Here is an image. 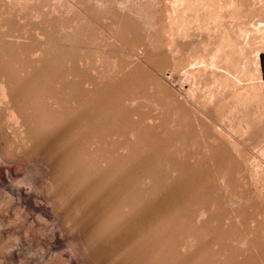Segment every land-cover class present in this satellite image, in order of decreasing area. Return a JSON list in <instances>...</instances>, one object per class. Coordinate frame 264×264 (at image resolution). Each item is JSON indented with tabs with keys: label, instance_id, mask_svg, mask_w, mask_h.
Instances as JSON below:
<instances>
[{
	"label": "rangeland",
	"instance_id": "374dc122",
	"mask_svg": "<svg viewBox=\"0 0 264 264\" xmlns=\"http://www.w3.org/2000/svg\"><path fill=\"white\" fill-rule=\"evenodd\" d=\"M2 1L4 2V4H7V5L2 4L3 3ZM5 1H7V0H5ZM5 1L4 0L0 1L1 7L2 6H7V7H2L3 9L1 8V11H3L6 8L7 10L5 9L6 11H3L6 14L7 11L9 12L8 6L11 8L10 5H12V10H13V8L15 9V10H13L14 11L13 13H12V10L10 9L11 10L10 13L13 15L12 16L13 18L9 14H8L9 16L8 15H5V16H6V18L9 17L7 20H11V18H12L11 22L9 21L11 25L8 26L9 27L8 29L11 30V28L14 27L13 28L14 31H12V30L11 31H12V33L16 32V34H15L16 36L18 35L17 39H16L17 42H18V43H16L17 47L14 46V47H16V49H21L23 47V44H24V46H26V45L28 46L29 45L28 47L26 46L29 49H36V48L37 49H41L42 45L46 46L45 47L46 49H49L48 47H51L50 50H49V56H50L49 59L50 60H47V64L48 65H49V63L51 64V66L49 65L50 67H48V69H47L48 70L47 72L51 73V75L49 73V75L52 76L50 78L52 79L56 74H58V71L61 70V72L63 71L62 73L66 74V75L64 74L65 76L69 77V79L67 77L64 79L66 82H67V80L68 81L72 80L74 82L76 80L77 81H79V80L81 81V79H83V80L86 81V84H84L85 87L91 86L89 88L90 91H92V92L95 91L94 93H91L90 96H92L94 94L93 97H95V100H93V101L97 102L95 104L98 105V106L96 105L97 106L96 107L95 104H94V108H97V110L95 109L96 115L98 114L97 116L99 117V118L97 117V119H98L97 121H101V118H102L103 120L101 121V123L102 122L104 123V125H102L103 123L101 125L98 123L99 124L98 125L97 122H96L97 125L96 124H95L96 126L94 125V128H96V130H97V128H99V130H97V133H96L97 136H95V137H99V138H95V140L97 139L96 147L99 145L100 142H101L100 143V146H101L102 142H103V145L101 147L100 146L97 147L98 149L99 148L100 149L99 150L97 149V151H99V152H96L95 156L98 155V153H99L100 156L98 155L99 158H98V156L96 157V161H97V158H98V161L101 162L102 165L105 164L104 163L105 156H104V153H102L103 152L104 141H105V138H103V137L105 136V133H106L105 129H107V128L111 129L112 128L110 134L111 135L113 134L114 136L113 135L110 136L111 137L110 145H112V144L115 145V146L112 147V148H115V149H113L114 150V153H113L114 157L112 155L110 157V161L113 158L112 161H116V164H115V162L111 161V163L110 162L108 163L109 165H105V166H107V168H108V166H109V168L111 166L112 169H114V166L117 165V167L115 166L114 170H111L112 173L114 172L115 176H117V175H120L119 171H120V169L122 167L120 164H122L123 162H125L127 160V163L129 162L128 166H127L128 167L127 169H129L130 175L132 174L133 177L140 178L142 180L147 178L148 182L150 181L149 183L147 182V180H143V181H145L144 182L145 185H146V183L148 184V185L145 186L146 187L145 188V194L148 193L146 195V198H148V199H146V204L148 205V206L146 205L147 208L150 207L153 202L155 203L157 200H159L161 198H165V199H161V200H166V199L167 200H169V199L171 200V198H172L171 201L174 202L173 199L175 200V198H174L173 195L176 194L175 195L176 198H177V195L179 196V198H178L179 200L178 199H177V201L175 200V202H177V204L175 203V206L173 204V206L176 207V208L172 207L173 214L175 216L178 215L177 218L173 215L176 218V221H175V219L173 217L174 223L176 222V224H174L175 225L174 228L176 230L175 233H176V235L178 234V236L180 234L183 236V234L186 231H189V229L191 230V228L193 227L192 228L193 229L192 230L193 234H192L191 231H189V232H191V234L194 235V236H191V237H195V238L194 239L191 238V239L194 240L195 243L192 244L194 246V248L192 246L190 250L189 249L185 250V251H183V253L180 251V253H182V255L180 254L182 259L177 260L179 262L176 261L177 262L176 264H179V263L183 264L182 261H183L184 258H186V256H184V255H187V254H184V252H186V251H188V252L192 251V252L188 253L190 256L187 255L188 257L192 256V258H194V261L192 262V264H195V262H196V264L197 263L200 264V262H201V264H206V262H207V264H210V260H212V259L214 260L216 258L217 259L219 258V260H220L221 258L222 259H228V258H235V257H236L235 259L237 261V264H247V262H248V264H250V263H252V261H253L254 264L257 261H259V262H257L256 264H264V258H263V256H264V245H263L264 244V144H263L264 143V138H263L264 137V88H263L264 87V85H263L264 84V50H261L260 65H258V67L256 65L257 62L255 63V61H256V54H255L256 53L255 52L256 49H255V51H254V49H249L250 50L248 52L249 54L247 53L248 56H246L247 58L245 57L246 60L245 59L242 60L243 63L241 61L240 65L238 63V66H239L238 68H240L239 72L241 71L240 75L242 76L244 74L243 78H242L243 80L239 83L240 85H238V87H236V89L238 91H240V87H241V93L243 92L242 95L239 94L241 97L236 94L237 91L234 88H232V87H229L227 90H225L223 87H220V85L223 86V84L221 83L222 81H219L220 78H217L218 76L222 75V73L226 72L228 67L237 68V66H236L237 63L235 64V62L233 63V61H234L235 58H238V54H236L237 57L235 55H233V53H232L233 49L232 50H230V49L234 45H232L231 47L228 46L229 44H228L227 40H230V42L233 40L232 43L234 44L236 42L237 38H238L237 36L239 35V34H236V32L237 33L239 32L238 28L239 27L240 28L245 27V26L248 25V23H250L248 26H253V25L255 26L256 23H258L260 25H264V4H263L264 0H260V2H259V0H254V1L253 0H239L238 3H239L240 6L238 5V3H234V5L236 4L237 6L236 5L232 6L233 4H232L231 0H225V2H224V0L223 1H221V0H213V1H215V3H213V6H212L210 4L211 2L206 0L207 2H209L208 6H205L206 8H208L207 9L208 11L205 10L204 13H203V11H200V10L204 9V8L203 9L201 8L203 6V4H201L200 5L201 7H200L198 5V3L196 2L197 3L196 4L197 7H199L197 10H195L196 9L195 5L192 4V7H189L190 8V10H188L189 13L185 14V16L188 17V19H190V21L192 20L191 21L192 24H194V26L191 25L192 29L191 28L189 29V31L193 30V32H190V33L188 32L190 35H194V36L190 37V40L187 39L190 36L189 34L187 36L183 35L181 37L180 35H178V33H176V27L177 26L176 25H175L176 27L173 26L174 22H175L174 21L175 17L171 15L172 12L171 13L169 12L172 9V7H173L172 5H170L171 4V0H57V1L56 0H54V1L53 0H51V1L50 0H46V1H44V0L43 1L42 0H29V1L26 0V2H25V0H23L28 5L24 4V2H22V0H14V1L10 0V1H7L8 3L7 2L5 3ZM31 1H33V2H31ZM17 2H18V4H17ZM20 2H21V4H20ZM49 2H50V4H48ZM54 2H55V4H54ZM76 2H77V4L78 3L79 4L77 5ZM117 2H118V4H117ZM12 3H14V4H12ZM250 3H252V4L250 5ZM209 4L215 9V14L216 15H219V14L222 15L221 19L219 17L220 15L218 16V18L220 20H218L217 16H215L213 13H211L214 10H213V8H211V6H209ZM215 4H217V6ZM225 4H226V6H225ZM30 5H31V8L29 7ZM221 5H223V6H221ZM15 6H17V7H15ZM25 6H26V8H25ZM33 7H34V10H33ZM44 7L47 8V9H45ZM194 7H195V9H194ZM236 7H237V9H236ZM220 8H222L223 10L220 9ZM224 8H225V10H224ZM74 9H76V10H74ZM173 9H175V8L173 7ZM192 9H194V10H192ZM209 9H210L211 12H209ZM233 9H234V11H233ZM240 9L243 10V11H241ZM31 10L33 12H35V10H36V12H37V10H40V12H45L46 11L49 14L48 15L49 16L48 20L50 22L48 21V23L45 25L46 29L49 32H47L48 33L47 35H43L44 37L42 36V33H41L42 32V29H41L42 24L41 25H37V22L33 21L35 19H33L32 16H31L32 13H33ZM56 10H57V12H56ZM198 10L200 11V14L201 13L203 14V17H201L202 14L200 15ZM228 10H230L231 12L228 11ZM248 10L251 11V13ZM53 11L56 12L58 15L52 13ZM190 11H191V13H194V12L197 11L198 15H197V13H194L195 14V16H194L193 14L190 13ZM232 11H233V14H235V16H233L231 14ZM136 12H138V13H136ZM208 12L211 13V15H214L217 18L216 20H218V22H212L211 19L212 18L214 19V17L211 16V19H210V16H209V18H208V15H210ZM227 12H229V13H227ZM4 13H3V15H4ZM24 13H26V14H24ZM50 13L52 15H50ZM1 14H2V12H1ZM228 14H230L229 15V17L231 16L230 18H232V16L235 17L234 20H233V18L230 20V18L228 17ZM3 15H1V17H0V21H1L0 24L3 23L2 20L5 21V19H6L5 16H3ZM170 15H171V17H170ZM196 15H197V17H200V19L197 18ZM190 16H191V18H190ZM54 17H56V19ZM66 17H67V19H66ZM194 17L197 18V22L199 21L198 22L199 24H197V22H195L196 19ZM206 17H207V19H206ZM247 17H248V19H247ZM116 19H118V20H116ZM225 19H228V20H225ZM13 20H15L14 22H15L16 25H14L12 23ZM23 20H24V22H23ZM169 20L170 21L172 20V21L170 22ZM193 20H194L195 23L193 22ZM207 20L209 21L208 25L206 23V22H208ZM66 21H67V23H66ZM80 21H82V22L80 23ZM6 22H8V21H6ZM122 23L126 25V26L123 25V27L125 29L127 28L126 30H123ZM127 23H128L129 29H128ZM169 23H170V25H169ZM3 24H5V23H3ZM258 24H257V26H259ZM171 25L175 29V34L176 35L173 34L174 31L171 30V29H173L172 27L170 28ZM205 25H206V27H205ZM2 26L3 25L0 26V30L3 29V30L0 31V42H1L0 43V49H7V48H9L8 47V45H9L8 43L13 38L12 39L11 38L8 39V37H7L8 29L6 27H2ZM195 26H197V27L195 28ZM71 27H72V29L70 30ZM120 27H121V29H120ZM209 27H211V28H209ZM197 28H199V29H197ZM240 28H239V30H240ZM5 29H7V30L5 31ZM52 29H54V30H52ZM215 29H216V31H215ZM218 29H220V30H218ZM234 29H235V31H234ZM119 30H121V31L123 30V31L120 32ZM127 30L128 31L130 30V31L128 32ZM170 30H171L172 33L170 32ZM38 31H39V33H38L39 36L37 34ZM124 31H126L127 33L126 32L124 33ZM148 31H149V33H148ZM225 31L230 34V37L232 39L226 37V35L228 36L229 34L226 33V35H224ZM166 32H168V34ZM122 33H124V34H122ZM197 33L199 35H197ZM66 34H68V35H66ZM126 34L127 35L129 34V35L127 36ZM169 34H170V36H169ZM40 36H42L44 39L42 37H40ZM120 36H121V38H120ZM195 37L197 38V40H195L196 39ZM139 38H140V40H139ZM171 38H172V40H171L172 42L170 41ZM18 39L21 40V41H18ZM62 39H63V41H62ZM224 39H225V41H224ZM8 40H10V41H8ZM70 40H72V41H70ZM132 40H133V42H132ZM69 41H70V43H69ZM143 41H144V43H143ZM167 41H168L169 45L167 44ZM169 41L171 42V44H170ZM256 41H255V44L253 45V48L256 45L259 46V45L262 44L261 39H259V42H258V39ZM260 41H261V43H260ZM40 42H43V43H40ZM218 42H221V44L218 43ZM39 43H40V46H39ZM44 43H46V45ZM258 43H260V44H258ZM70 44H72L74 46H72ZM149 44H150V46H149ZM172 44L174 46H172ZM222 44L223 45L228 44V45H227V47H224ZM3 45H5V46L3 47ZM222 46H223V50H220L222 48ZM168 47L171 48V49H169ZM229 47H230V49H229ZM227 48H228V51H231L230 54L232 56L229 53H227V52L223 56L222 52L226 51ZM134 49H135V51H134ZM217 49H218V52H219V50L221 51L219 53H221L222 57H224L225 59H226V57H225L226 55L229 54V56H231V58L228 60V62H227L228 58L226 59V61L219 60V59L224 60V58H221V56H220V58H218L219 56H217V55H219V53H217V54L215 53V52H217ZM65 51H66V53H65ZM54 52H55V54H54ZM174 54H176V55H174ZM254 54H255V57H254ZM80 55H81V57H80ZM68 56H71V57H68ZM203 56H204V58H203ZM216 56H217L219 61L217 60ZM197 57H198L199 60L197 59ZM210 57L214 61L217 60L218 63L220 61L223 62V63H219L218 64L215 61L217 63V67H216V64H215V66L211 65V63L214 62V61H212L210 59ZM232 57H233V59H232ZM83 59H84V61H83ZM134 59H136V60H134ZM3 60H4V62L6 64H4ZM62 61L63 62L65 61V62L63 63ZM210 61H212V62L209 63ZM1 62L2 63L0 64V66L1 65L2 66L0 68L2 70H4V72H6V68L8 70L10 69L9 66H7L6 58H3L1 60ZM127 62H129V63H127ZM190 62H192V63L194 62L198 66V68L196 67V69H199V66H200V69L203 67V70H201V71L202 72L206 71V72L202 73L201 71L196 70L197 73L196 72L195 73L197 75L199 73V75H198L199 77L196 76V74L193 75L192 77L188 76L187 68L189 67V63ZM228 63L231 64V65H229ZM207 64H210L213 67L210 68V67L206 66ZM139 65H141L140 68H139ZM196 65L192 64L189 68L194 67ZM224 65L225 66L227 65V66L225 67ZM80 66H82V68ZM2 67H4V68H2ZM146 67H147L148 70L146 69ZM205 67H206V69H205ZM235 68H231L230 71L236 70ZM49 69L51 71H49ZM74 69L76 71H78L77 74H75V75L73 74V71H75ZM149 69H150V71H149ZM8 70H7L6 73H9V74L11 73L10 75L16 76L15 72L12 73L11 70H9L10 72ZM34 71H36L37 74L38 73L40 74L39 69L37 70L35 68ZM79 71H80L81 75L79 74ZM144 71H146V73ZM211 71L213 72V77H215L216 79L211 76L212 75ZM153 72H155V73H153ZM137 73L139 75H137ZM17 74L18 75L16 77L19 78L20 77V73L17 72ZM65 76H63V77H65ZM90 76H92V78ZM118 76H121V77L118 78ZM38 77L40 78V75H38ZM76 77H78V78L76 79ZM130 77H131V79H129ZM144 77H145V79H144ZM148 77H149V79H148ZM127 78H128L129 81L127 80ZM250 79H252V80H250ZM120 80L122 82H124V83H122ZM217 80H218V82H216ZM93 81H94V83H93ZM108 81H110V82H108ZM112 81H114V82H112ZM115 81H117V82L115 83ZM157 81H159V82H157ZM102 82H103V84H102ZM87 84H89V85H87ZM91 84H93V85H91ZM246 85H248L249 88ZM128 86H130V87L129 88H125V87H128ZM122 87H124V88L122 89ZM214 88H216V89H214ZM221 88H222V90H220ZM255 88H257V89H255ZM213 89L216 90V92ZM113 90H114V93H113ZM209 90L212 91V92H209ZM233 90H235V91H233ZM136 91H137L138 95H136ZM140 91H141V93H140ZM231 91H232V93H231ZM128 92H129V94H127ZM245 92H247V93H245ZM233 93H235L236 96H234ZM95 94H97L99 97L96 96ZM106 97L108 99H111V100L109 101ZM141 97H144V98H141ZM83 98H84L83 101L85 102V99H86L85 96H83ZM237 98H239V99H237ZM112 99H114V100H112ZM244 100H246V101H244ZM111 102H112V104H111ZM125 102H126V104H125ZM108 103H110V104H108ZM120 103L123 104V105H120ZM132 103L133 104L135 103V105H132ZM136 103L137 104L139 103V104L137 105ZM235 103L238 104V105H236ZM83 106H84L85 110H84ZM132 106H134V108ZM87 108H89V107H86V105H82L81 106L82 110L81 111L78 110V113L80 114V112H83V111L87 112V110H86ZM129 108H131V109L129 110ZM99 110H101V111H99ZM123 112H124V114H123ZM100 113H103L104 115L100 114ZM132 113H134L135 115L132 114ZM135 117H136V119L137 118L138 119L136 120ZM114 118H115V120H114ZM127 118H129V119H127ZM160 118L162 119L161 121H160ZM107 119H108L109 123H107L108 122V121H106ZM120 119H122L121 122H120ZM174 119H177L178 121H176V120L173 121ZM179 119H181V121H179ZM139 120H141V122H139ZM167 121L169 122V124H167L169 126H166V123H168ZM128 122H131L130 124L132 126L135 125V130L137 132H135V130L133 129L134 127L132 128V131H131V128H129L130 124ZM146 122L147 123L148 122H150V123L152 122V123L151 124L150 123L145 124ZM154 122L157 123V125ZM160 122H163V123H160ZM141 123H142V126H141ZM177 123H179V124L177 125ZM106 124H108V125H106ZM117 124H119V125H117ZM136 124H138V125H136ZM181 124H183V126ZM126 125L129 126V127H127ZM250 125H252V126L254 125V126L251 127ZM101 126H103V127H101ZM146 126L149 127V128H147ZM126 127H127V129H126ZM124 128L126 129V134L127 135L125 134ZM87 129L89 131V127L88 128H86V127L84 128L85 132H87V133L83 134V136L81 134L84 133V131L83 130L81 131V134H80V137L82 136L81 138L84 139L85 135H86L85 139L87 138V135H88ZM100 129H101V132H99ZM137 129H139V132H138ZM261 129H262V131H261ZM102 130L103 131L105 130V131L103 132ZM168 130H170V131H168ZM171 130H173V131H171ZM116 131H117V133H115ZM121 131H122V134H121ZM129 131L132 132V133H130ZM154 131H155V133H154ZM160 131H162V133H160ZM118 132H119V134H118ZM147 132H148V134H147ZM240 132H241V135H240ZM141 133H144V135H142ZM168 134H169V136H168ZM101 135H103V136H101ZM133 135L135 136V138L134 137L132 138ZM161 135H162V137H161ZM142 136H144V137L147 136V137L144 139ZM149 136H150V138H149ZM139 137H140V139H139ZM141 137H142V139H141ZM147 138H148V140H147ZM178 138H179V141H178ZM180 138H182V139H180ZM99 139L102 140V141H100ZM176 139H177V141H176ZM131 140H133V141H131ZM136 140L137 141L140 140V141H138V143H137ZM141 140H143V141L145 140V141L143 142ZM159 140L161 142H163L164 144H162L161 142H158ZM172 140H173V142H172ZM127 141H129V142H127ZM153 142H155V143L153 144ZM176 142L179 143V144H177ZM174 143H175V145H174ZM120 144H121V146H120ZM147 144H149L150 146L147 145ZM155 144H157V147H156ZM233 144H234V146H233ZM136 145H138V147ZM86 147H88V145ZM118 147H122V148L117 149ZM145 147H147L146 150H145ZM160 147L161 148L163 147L162 148L163 150ZM171 147H172V150H169V149H171ZM178 147L182 149V150H178L179 154L177 152ZM85 149L88 150L89 148H85ZM122 149L125 152H126L127 149L129 151L127 150L126 153L123 152V154H122ZM124 149H126V150H124ZM100 150H101V153H100ZM157 150H158V153L156 152ZM81 151L85 152L86 155L88 153L85 150H81ZM83 152H82V154L85 155ZM141 152H143V153H141ZM155 152H156V154H155ZM165 152H168L169 154L165 153ZM150 153H151V155H150ZM124 154H125V156H124ZM126 154H128L129 157ZM143 154L145 156V159H144ZM174 154H175V156H174ZM88 155H89V153H88ZM247 156L248 157L251 156L252 158L249 160V158H247ZM101 157H103V158H101ZM120 157H122V159H125V160L123 161L122 159H120ZM83 158H84V156L82 157V159ZM140 158H141V160H140ZM149 158H150L151 161L149 160ZM85 159L88 160L87 157ZM85 159H83V161H85ZM94 159H95V157L91 158L90 160L94 161ZM159 160H161V161L157 163L156 161H159ZM210 161H213V162H210ZM119 162H121V163L118 164ZM144 162H145V164H144ZM259 162L261 164L258 165ZM127 163H126V165H127ZM135 164H136V167H135ZM138 164L139 165L141 164L140 167L137 166ZM202 164L204 166H202ZM102 165H100V163H99L100 170L103 169ZM188 165H189L190 169L188 168ZM256 165H258V166H256ZM172 166H174L175 169ZM179 166H181L180 167L181 170L178 169ZM182 166H183V168H182ZM252 166H253V168H252ZM199 167H200V169H199ZM254 167H255V169H254ZM105 168L106 167H104V169ZM107 168L105 169V171L107 170ZM117 168H118V170H117ZM204 168H205V170H204ZM104 169L102 171H99L101 173L100 176L103 175L102 172L104 171ZM130 170H131L132 173L130 172ZM142 170H143V172L144 171H146V172L143 173V172H141ZM154 170H155V172H154ZM105 171H104V174H105ZM213 171H216V172H213ZM99 172H98V174H99ZM115 172H117L118 174L115 173ZM133 172H136V174L135 173L133 174ZM164 172H165V174H164ZM120 173H121V171H120ZM185 173H187V174H185ZM206 174H207V176H206ZM139 176H141V177H139ZM150 176H151V178H150ZM192 176H194L195 179H193ZM154 177H156L157 180ZM166 177H168V178L166 179ZM188 177H190V178H188ZM216 177H217V179H215ZM149 178H150V180H149ZM158 178L159 179L161 178L163 180L162 183H161V180H159ZM164 178H165V181H164ZM218 179H220V180H218ZM168 180H169V182H168ZM215 180H218V181L215 182ZM177 181H178V183H176ZM182 181H184V182H182ZM185 181H187V183ZM194 181L196 182V184H194L195 183ZM223 181L226 182V184H224ZM209 183H211V184L209 185ZM160 184H163V185H160ZM185 184L189 188H186ZM164 185H166V186H164ZM222 186H223L224 189L221 188ZM153 187H155V188L153 189ZM159 187H160V189H159ZM195 187H197V188H195ZM172 188H176V189L173 190ZM181 189H183V190H181ZM157 190H159V193H158ZM172 190H173V193H172ZM176 190H180V191L178 192ZM193 192L195 194H198V195L196 196ZM149 193H151L152 195H150ZM171 193L173 195H171ZM179 193H180V195H179ZM185 193L188 194V195H186ZM227 193H228V195H227ZM183 194H185V196ZM151 196L155 197L156 199L155 198H151ZM169 196H170V198H169ZM184 197L186 198L185 201H184ZM228 197L230 199L231 198L232 199L230 200ZM195 199L196 200L198 199V200L196 201ZM236 199H238L239 201L236 200ZM148 200H150V201L148 202ZM232 202H233V204H232ZM149 203H150V205H149ZM242 205H243V207H242ZM177 206H179L180 209ZM182 206H183V208H182ZM211 207H213V208L211 209ZM231 207H232V209H231ZM177 208L179 210H176ZM205 209H206V211H205ZM174 211H176L177 214H175ZM180 211L183 214V216L180 213ZM221 211L223 212V215L224 214H226V215L223 216ZM236 211H238V212H236ZM218 216H219V218H218ZM220 216H222L223 219ZM227 216L229 217L228 219L226 218ZM179 217L182 220L181 223H180L181 220L179 219ZM181 217L183 219L184 218L185 219L183 220ZM211 217H212V219H211ZM238 218H239V220H238ZM220 219H222V220H220ZM228 220H229V223H226V222H228ZM163 221H165V220H163ZM163 221H161V223H158L157 227L155 226V227L152 228L153 235H152L151 232H150V234H148L149 236L151 235L150 237H148L149 241L150 240L154 241L155 235H156V239H158V240L161 237V235H163L160 238V240H159L160 242L158 241V243H160V244H162V242H164V240L166 241L168 239V235H169L168 233H170L169 231L171 229L169 230V227H166L165 225L170 226V224L169 223H165ZM183 221L185 223L187 222V224H185ZM219 222H221V223H219ZM164 223H165V225H164ZM201 223H202V225L200 226ZM195 224H197V227H196ZM237 224H238L239 227L237 226ZM178 225L179 226L180 225H182V226L184 225V227L187 228V230L185 231L184 227L183 228L182 227H178ZM19 226L21 227L20 223H19ZM159 226H161L162 228L159 227ZM164 228L167 229V231H165ZM179 228H180V230L178 231ZM243 229H244V231L245 230L246 231L244 232ZM181 230H182V232H181ZM157 231H158L159 235H157V233H156ZM161 231H163V232H161ZM251 231H252L253 234L251 233ZM204 232H205V234H203ZM225 232H226V234H225ZM236 232H237V234H236ZM166 234H168V235H166ZM238 234H239V236H238ZM181 235L179 236V238L182 237ZM165 236H167V237H165ZM165 238H167V239H165ZM228 239H230V240H228ZM242 239H244V240H242ZM161 240H162V242H161ZM245 240H247V241H245ZM255 240L258 241V242L260 241L258 245H256L258 242L255 243ZM237 241H238V243H237ZM0 242H1V240H0ZM209 242H210V244H208ZM35 243L36 242L32 243L30 246L34 245ZM198 243H199V245H198ZM241 243L243 244V246H242ZM1 244L3 245V242L0 243V247L2 246ZM36 244H38V243H36ZM36 244L34 246H36ZM195 244H196L197 248L195 247ZM204 244H205V246H204ZM252 244H253V246H251ZM21 245H23L22 248L25 247V248L22 249L23 250L22 254L26 253L27 251L30 252V254H31V253L34 252L32 250H34V249L36 251L38 250L37 253H36V251L34 252L35 253L34 255L31 254L33 256H30V254L27 256V253H26V255L24 254L25 256L23 255L24 259L26 257L29 258V256L33 257L32 259H36V258L39 257L35 261L31 259L35 263L38 260L39 262H37V263L42 264V262L46 258H47V260H49L48 257H50V256H48V255L53 253L52 251L49 252L47 248L42 246L49 252V254L47 255V251L46 250H44V253H43L42 249L40 251L39 247H41V245H39V244L36 246L37 248L33 246L34 249H33V247H30L29 245L26 246L23 242H22ZM236 245H237V247H236ZM206 246H207V248H206ZM262 246H263V248H262ZM26 247H28V248H26ZM223 247H224V249H223ZM30 248H31V251H30ZM195 248H196V250H195ZM212 248H213V250H212ZM24 250H26V252H24ZM162 250H164V249L161 248V251ZM198 250H199V252L201 254L198 252ZM256 250H257V252H256ZM161 251H160V253L163 252V251L162 252ZM40 252H42L43 254L40 253ZM193 252L195 253V255H194L195 257L192 255V254H194ZM231 252L232 253L234 252L233 253L234 255ZM242 252H244V253H242ZM38 253H39L40 256L38 255ZM223 253L224 254L226 253L225 255H227V256L225 257V255ZM55 254H56V252H55ZM52 255H54V253ZM163 255H164V253H163ZM228 255H230V256H228ZM41 256H43V257L46 256V257H44L45 259L43 258L44 260H42ZM238 256L241 259H239ZM52 257L53 256H51V259L53 260ZM56 257H54V259H57ZM196 257L198 259L200 258L201 261L199 259V262H198V260H196L197 259ZM210 257H212V259ZM251 258H253V259L255 258V259L252 260ZM3 259L0 257V264H2V263L5 264L4 263L5 259H4V261H3ZM39 259H41V260H39ZM258 259H260V260H258ZM29 260H30V258H29ZM180 260H181V262H180ZM261 260H262V263H261ZM40 261H42V262L40 263ZM238 261H239V263H238ZM6 262H7V260H6Z\"/></svg>",
	"mask_w": 264,
	"mask_h": 264
},
{
	"label": "bare ground",
	"instance_id": "6f19581e",
	"mask_svg": "<svg viewBox=\"0 0 264 264\" xmlns=\"http://www.w3.org/2000/svg\"><path fill=\"white\" fill-rule=\"evenodd\" d=\"M1 1V0H0ZM5 1V0H4ZM10 1V0H7ZM5 1V3L7 2ZM14 1V0H13ZM29 1V0H28ZM43 1V0H42ZM46 1V0H44ZM51 1V0H50ZM54 1V0H53ZM57 1V0H56ZM55 1V2H56ZM210 1L211 5L213 6V3H215V1L213 0H208ZM223 1V0H221ZM254 1V0H253ZM3 2V1H2ZM19 2V1H18ZM17 2V4H18ZM22 2H24L22 0ZM26 2V0H25ZM24 2V4H26ZM33 2V1H31ZM54 2V4H55ZM73 2V1H72ZM173 2V3H172ZM200 6L201 4H203V6L201 7L203 10L200 11H204L207 10L208 8H206L205 6H208V3L206 0H171V4L175 9H172L169 11L170 13L172 12V16H174V27H176V33H178V35H180L181 37L183 35H188L190 32H193V30L189 31V29H192V26H194V24H192V20L190 21V19H188V17L185 16V14L189 13L188 10H190L189 7H192V4L195 5L194 9L197 10L199 7H197V3ZM225 2V0H224ZM232 2V6H235L234 3H238L239 0H231ZM244 2V1H243ZM260 2V0H259ZM8 3V2H7ZM11 3V2H10ZM9 3V4H10ZM16 3V2H15ZM30 3V2H29ZM41 3V2H40ZM89 3V2H88ZM121 3V2H120ZM223 3V2H222ZM246 3V2H245ZM258 3V2H257ZM262 3V2H261ZM4 4V2L2 3ZM14 4V3H12ZM21 4V2H20ZM23 4V3H22ZM34 4V3H33ZM37 4V3H36ZM50 4V2L48 3ZM77 4V2H76ZM79 4V3H78ZM77 4V5H78ZM99 4V3H98ZM101 4V3H100ZM106 4V3H105ZM118 4V2H117ZM209 4V6H211ZM221 4V3H220ZM252 3H250L251 5ZM264 4V3H263ZM7 5V4H4ZM28 5V4H26ZM32 5V4H31ZM31 5L29 6L31 8ZM40 5V4H39ZM46 5V4H45ZM44 5V6H45ZM86 5V4H85ZM94 5V4H93ZM120 5V4H119ZM217 6V4H215ZM214 5V6H215ZM230 5V6H231ZM239 5V3H238ZM11 8L8 6L9 8V12L6 14L3 11H6L5 9L3 11H1L2 7H7V6H2L0 4V17L1 15H11V17L13 16L10 11L12 10V5H10ZM14 6V5H13ZM18 6V5H17ZM15 6V7H17ZM42 6V5H41ZM49 6V5H48ZM47 6V7H48ZM55 6V5H54ZM53 6V7H54ZM72 6V5H71ZM80 6V5H79ZM107 6V5H106ZM211 6V8H213ZM223 6V5H221ZM226 6V4H225ZM237 6V5H236ZM240 6V5H239ZM244 6V5H243ZM28 7V6H27ZM61 7V6H60ZM86 7V6H85ZM104 7V6H103ZM242 7V6H241ZM246 7V6H245ZM26 8V6H25ZM45 8V7H44ZM56 8V7H55ZM62 8V7H61ZM72 8V7H71ZM78 8V7H77ZM82 8V7H81ZM206 8V9H205ZM210 8V7H209ZM210 8V9H211ZM3 9V8H2ZM11 9V10H10ZM40 9V8H39ZM47 9V8H45ZM58 9V8H57ZM80 9V8H79ZM89 9V8H88ZM92 9V8H91ZM169 9V8H168ZM192 9V10H194ZM209 9V12H211ZM218 9V8H217ZM222 9V8H220ZM230 9V8H229ZM232 9V8H231ZM237 9V7H236ZM245 9V8H244ZM13 10H15L13 8ZM12 10V13L14 12ZM18 10V9H17ZM23 10V9H22ZM34 10V7H33ZM44 10V9H43ZM61 10V9H60ZM76 10V9H74ZM86 10V9H85ZM198 10V11H199ZM213 13L215 16L220 15H216L215 14V9L213 8ZM223 10V9H222ZM225 10V8H224ZM241 10V9H240ZM32 11V10H31ZM63 11V10H62ZM81 11V10H80ZM199 11V14H200ZM208 11V10H207ZM221 11V10H220ZM230 11V10H228ZM234 11V9H233ZM232 11V15L235 16V14H233ZM243 11V10H241ZM240 11V12H241ZM249 11V10H248ZM247 11V12H248ZM2 12V14H1ZM33 12V11H32ZM57 12V10H56ZM56 12H52L54 14H57ZM61 12V11H60ZM65 12V11H64ZM69 12V11H68ZM194 12V11H193ZM208 12V13H209ZM219 12V11H218ZM231 12V11H230ZM239 12V11H238ZM251 13V11H249ZM27 13V12H26ZM24 13V14H26ZM63 13V12H62ZM67 13V12H66ZM72 13V12H71ZM76 13V12H75ZM128 13V12H127ZM138 13V12H136ZM169 13V14H170ZM191 13V11H190ZM194 13H197L194 12ZM194 13H191L195 16ZM211 13H209L210 15H208V18L210 16L214 17V19L212 18V22H218V20H220L222 18V15H220V19L218 18V20H216L217 18L214 15H211ZM217 13V12H216ZM229 13V12H227ZM236 13V12H235ZM17 14V13H16ZM61 14V13H60ZM77 14V13H76ZM115 14V13H114ZM126 14V13H125ZM202 14V13H201ZM200 14V15H201ZM207 14V13H206ZM218 14V13H217ZM241 14V13H240ZM248 14V13H247ZM246 14V15H247ZM8 15V16H9ZM49 14L45 11V12H40V10H35V12L32 13V18L35 19L33 21L37 22V25H41V29H42V36L43 35H47L49 32L46 29V24L48 23V16ZM50 15H52L50 13ZM58 15V14H57ZM70 15V14H69ZM134 15V14H133ZM170 15V17H171ZM198 15V13H197ZM196 15V17H197ZM227 15V14H226ZM225 15V16H226ZM230 14H228L229 17ZM243 15V14H242ZM245 15V16H246ZM7 16V17H8ZM128 16V15H127ZM206 16V15H205ZM224 16V17H225ZM233 20L235 17H233ZM240 16V15H239ZM19 17V16H18ZM17 17V18H18ZM194 17L195 22H197V18L200 19V17ZM203 17V14L202 16ZM231 17V16H230ZM229 17V18H230ZM250 17V16H249ZM4 18V17H3ZM6 18V16H5ZM4 18V19H5ZM9 18V17H8ZM8 18L5 19V21L2 20L3 23L5 24H0L3 25L2 27H6L7 29L9 28L8 26H10V22L12 20H7ZM56 19V17H54ZM62 18V17H61ZM101 18V17H100ZM191 18V16H190ZM205 18V17H204ZM230 18V20L232 19ZM239 18V17H238ZM2 19V18H1ZM15 19V18H14ZM64 19V18H63ZM67 19V17H66ZM173 19V18H172ZM207 19V17H206ZM209 19V20H210ZM224 19V18H223ZM248 19V17H247ZM60 20V19H59ZM58 20V21H59ZM72 20V19H71ZM118 20V19H116ZM125 20V19H124ZM193 20V22H194ZM205 20V19H204ZM228 20V19H225ZM237 20V19H236ZM6 21H10L9 23ZM15 20L12 21V23L14 25ZM29 21V20H28ZM114 21V20H113ZM134 21V20H133ZM137 21V20H136ZM170 21V20H169ZM172 21V20H171ZM170 21V22H171ZM201 21V20H200ZM208 21V20H207ZM1 22V21H0ZM24 22V20H23ZM35 22V23H36ZM50 22V21H49ZM57 22V21H56ZM62 22V21H61ZM82 21H80L81 23ZM121 22V21H120ZM125 22V21H124ZM194 22V23H195ZM199 22V21H198ZM197 22V24H199ZM205 22V21H204ZM203 22V23H204ZM249 22V21H248ZM34 23V22H33ZM67 23V21H66ZM76 23V22H75ZM129 23V22H128ZM127 23V26H128ZM207 25L209 24V21L206 22ZM220 23V22H219ZM222 23V22H221ZM51 24V23H50ZM54 24V23H53ZM74 24V23H73ZM139 24V23H138ZM224 24V23H223ZM228 24V23H227ZM250 23H248L249 25ZM258 23L255 24V26H245L238 28V33L236 32V34H239L237 37L236 42L233 44V40L230 42V40L228 41V44L223 45L224 47L228 46H232L231 49L229 47L230 50H232L233 55H235L237 57L236 54H238V58H235L233 63L235 62V64L237 63V68L235 67H231V68H235L236 70H232L230 71V67L227 68V71L222 73V75L218 76L217 78H220L219 81H222L221 83L223 84L220 85V87H223L225 90H227L229 87L234 88L237 91V95L240 96L239 94H243V92L241 93V87H240V91H238L236 89V87H238V85H240L239 83L243 80V75L241 76V71L239 72L238 68V63L240 65L241 61L245 59L247 55V53L250 51L249 49H256V61L257 62V67L258 65H260V55H261V50H264V25H260L257 26ZM72 25V24H71ZM83 25V24H82ZM117 25V24H116ZM122 23V27H123ZM170 25V23H169ZM170 26V28L173 26ZM176 25V26H175ZM213 25V24H212ZM29 26V25H28ZM27 26V27H28ZM57 26V25H56ZM59 26V25H58ZM62 26V25H61ZM78 26V25H77ZM126 26V25H125ZM137 26V25H136ZM203 26V25H202ZM218 26V25H217ZM242 26V25H241ZM244 26V25H243ZM1 27V28H2ZM13 27V26H12ZM16 27V26H15ZM24 27V26H23ZM52 27V26H51ZM117 27V26H116ZM197 26H195L196 28ZM199 27V26H198ZM201 27V26H200ZM206 27V25H205ZM215 27V26H214ZM222 27V26H221ZM11 28V27H10ZM14 28V27H13ZM11 28L12 31H14V29ZM61 28V27H60ZM59 28V29H60ZM65 28V27H64ZM68 28V27H67ZM115 28V27H114ZM138 28V27H137ZM169 28V29H170ZM202 28V27H201ZM200 28V29H201ZM208 28V27H207ZM211 28V27H209ZM218 28V27H217ZM233 28V27H232ZM5 29V31L7 30ZM57 29V28H56ZM72 29V27L70 28V30ZM74 29V28H73ZM82 29V28H81ZM118 29V28H117ZM121 29V27H120ZM127 29V28H126ZM123 27V30H126ZM129 29V26H128ZM199 29V28H197ZM203 29V28H202ZM226 29V28H225ZM229 29V28H228ZM236 29V28H235ZM234 29V31H235ZM3 30V29H1ZM0 30V31H1ZM8 29L7 31V37L8 39H12L8 44L7 49H0V64L2 63L1 60L3 58H6L7 60V66H9V70L13 72H15L16 76L18 75L17 72L20 73V77L17 78L16 76L10 75L7 72V68H6V72H4V70H2L0 68V240L1 242H3V245L0 247V257L3 259L4 263L6 264H34L35 262H33L32 260H36V259H32L35 253V249L34 247H36L38 244L41 245L40 251L42 249V252L44 253V250H46L45 248L48 249V251H52L54 253V255H52L53 253L49 254V252L47 251V255L50 256L48 257L49 260H47V258L45 259L44 257L46 256H41V259L44 260L43 262L40 261V263L42 262V264H176L177 260L182 259L180 254L182 255L183 251L185 250H190L191 247L193 246L192 244L195 243L194 240H192L191 238H195V237H191L194 236L192 235V228L191 230L189 229V231H186L187 228L184 227L185 224H187V222L185 223L184 221V225H178V227H184L185 229V233L183 234V236L186 238H184L179 232V234L182 236L179 238L178 234L176 235L175 233V225L176 222L174 223L173 217L175 216L173 214V208L175 206V203L177 204V202H175V200L177 201V199L179 198V196L177 195L176 198V194H172L173 190H175L176 188H172V193L171 195L174 196L175 200L173 199L174 202H172V198L171 200H161V199H165V198H161L159 200H157L155 203L153 202L151 204L150 207L147 208V204H146V195L148 193L145 194V186L148 185L146 183L145 185V181L143 180H147L146 179H140V178H136L133 177L132 174L130 175L129 173V169H127L128 167V163L127 160L125 162H123L125 159H122V157H120V159H122L121 161L123 162L122 164H120L121 162H119L118 164H120L121 166V173L119 171L120 175L115 176L114 172L112 173L111 170L115 169V166L117 167V165L114 166V169H112V167L105 165H109L108 163L112 161H110V157L113 155L115 148H112L115 145H110V139L112 136L111 133V129L107 128L104 131L105 136L103 138H105L104 141V146H103V152L105 159H104V163L105 164H101V162L98 161L99 158V153L98 155L95 156L97 151V147L100 146L99 145L96 147V141L95 138H99V137H95L97 136V130H99V128H94V125L99 123L100 125L103 123H101V121L103 120L101 118V121H97V115L95 112V109L97 110V108H94V104L97 102H94L93 100H95V97L90 96L91 93H94L92 91H90V87L91 86H87L85 87L84 84H86V81L81 79V81H68L67 82L64 80L67 76H65V73H62L61 70L58 71V74H56L52 79L49 75V73L47 72L48 67L51 66V64L49 63V65L47 64V60L49 59V50L51 47H48L49 49H46L44 45H42L41 49H29L26 46H24L21 49H16V43L17 42V36L15 35L16 32H13ZM54 30V29H52ZM61 30V29H60ZM63 30V29H62ZM122 30V31H123ZM173 32V34H175V29H171ZM170 30V32H171ZM204 30V29H203ZM220 30V29H218ZM11 31V32H10ZM22 31V30H21ZM35 31V30H34ZM51 31V30H50ZM77 31V30H76ZM120 32H122L121 30H119ZM128 31V30H127ZM130 31V30H129ZM128 31V32H129ZM197 31V30H196ZM200 31V30H199ZM216 31V29H215ZM230 31V30H229ZM232 31V30H231ZM233 31V32H234ZM4 32V31H3ZM30 32V31H29ZM64 32V31H63ZM126 31H124L125 33ZM169 32V33H170ZM189 32V33H188ZM218 32V31H217ZM39 33V31L37 32V34ZM122 33V34H124ZM127 33V32H126ZM149 33V31H148ZM168 34V32H166ZM172 33V32H171ZM170 33V34H171ZM187 33V34H186ZM219 33V32H218ZM226 31L225 34L226 35ZM2 34V33H1ZM4 34V33H3ZM22 34V33H21ZM130 34V33H129ZM128 34V35H129ZM133 34V33H132ZM166 34V35H167ZM169 34V36H170ZM229 34V33H227ZM235 34V33H234ZM6 35V34H5ZM28 35V34H27ZM68 35V34H66ZM121 35V34H120ZM127 35V34H126ZM127 35V36H128ZM176 35V34H175ZM177 35V36H178ZM190 35V34H189ZM197 35H199L197 33ZM202 35V34H201ZM21 36V35H20ZM39 36V34H38ZM40 36V37H42ZM122 36V35H121ZM120 36V38H121ZM124 36V35H123ZM126 36V37H127ZM168 36V37H169ZM172 36V35H171ZM194 35H190V37H192ZM196 36V35H195ZM223 36V35H222ZM24 37V36H23ZM27 37V36H26ZM35 37V36H34ZM44 37V36H43ZM42 37V38H43ZM46 37V36H45ZM48 37V36H47ZM61 37V36H60ZM64 37V36H63ZM76 37V36H75ZM81 37V36H80ZM87 37V36H86ZM115 37V36H114ZM125 37V36H124ZM123 37V38H124ZM154 37V36H153ZM179 37V36H178ZM185 37V36H184ZM225 37V36H224ZM227 38H231L230 34L227 36ZM4 38V37H3ZM21 38V37H20ZM41 38V39H42ZM69 38V37H68ZM130 38V37H129ZM144 38V37H143ZM173 38V37H172ZM172 38L170 39V41L172 40ZM196 38V37H195ZM219 38V37H218ZM223 38V37H222ZM5 39V38H4ZM28 39V38H27ZM39 39V38H38ZM40 39V40H41ZM44 39V38H43ZM67 39V38H66ZM73 39V38H72ZM155 39V38H154ZM177 39V38H176ZM232 39V38H231ZM236 39V38H235ZM258 39H261L262 44L259 46H255L253 48V45L255 44V41ZM76 40V39H75ZM126 40V39H125ZM140 40V38H139ZM143 40V39H142ZM151 40V39H150ZM178 40V39H177ZM176 40V41H177ZM180 40V39H179ZM186 40V39H185ZM188 40V41H189ZM197 40V38L195 39ZM18 41H21L18 39ZM25 41V40H24ZM27 41V40H26ZM63 41V39H62ZM72 41V40H70ZM69 41V43H70ZM169 41V42H170ZM183 41V40H182ZM221 41V40H220ZM225 41V39H224ZM226 41V42H227ZM260 41V43H261ZM29 42V41H28ZM44 42V41H43ZM40 42V43H43ZM47 42V41H46ZM75 42V41H74ZM133 42V40H132ZM137 42V41H136ZM146 42V41H145ZM157 42V41H156ZM172 42V41H171ZM170 42V44H171ZM184 42V41H183ZM222 42V41H221ZM221 42H218L221 44ZM225 42V43H226ZM257 42V41H256ZM1 43V42H0ZM21 43V42H20ZM39 43V46H40ZM63 43V42H62ZM144 43V41H143ZM232 43V44H231ZM258 43V44H260ZM46 45V43H44ZM48 44V43H47ZM68 44V43H67ZM73 44V43H72ZM70 44V45H72ZM78 44V43H77ZM167 44L169 45L168 41ZM166 44V45H167ZM174 44V43H173ZM172 44V46H174ZM219 44V45H220ZM133 45V44H132ZM140 45V44H139ZM147 45V44H146ZM158 45V44H157ZM217 45V44H216ZM218 45V46H219ZM5 45H3L4 47ZM16 46V47H14ZM50 46V45H49ZM55 46V45H54ZM74 46V45H72ZM150 46V44H149ZM217 46V47H218ZM223 46L220 50H223ZM32 47V46H31ZM78 47V46H77ZM76 47V48H77ZM140 47V46H139ZM216 47V48H217ZM257 47V48H256ZM24 48V49H23ZM73 48V47H72ZM144 48V47H143ZM169 48V47H168ZM177 48V47H176ZM220 48V47H219ZM218 48V49H219ZM62 49V48H61ZM74 49V48H73ZM81 49V48H80ZM136 49V48H135ZM134 49V51H135ZM149 49V48H148ZM160 49V48H159ZM171 49V48H169ZM168 49V50H169ZM179 49V48H178ZM215 52L216 54L221 52L219 50L218 52ZM225 50V49H224ZM56 51V50H55ZM81 51V50H80ZM149 51V50H148ZM160 51V50H159ZM171 51V50H170ZM216 51V50H215ZM178 52V51H177ZM227 53L230 54L231 51H228V48L226 49V51H223L222 54L223 56ZM52 53V52H51ZM66 53V51H65ZM72 53V52H71ZM77 53V52H76ZM82 53V52H81ZM153 53V52H152ZM166 53V52H165ZM214 53V52H213ZM214 53V54H215ZM235 53V54H234ZM55 54V52H54ZM53 54V55H54ZM70 54V53H69ZM150 54V53H149ZM155 54V53H154ZM212 54V53H211ZM210 54V55H211ZM222 54L219 53L218 58H224L222 57ZM226 55V59L227 62L228 60L231 58V56ZM249 54V53H248ZM254 54V57H255ZM76 55V54H75ZM82 55V54H81ZM80 55V57H81ZM153 55V54H152ZM176 55V54H174ZM251 55V54H250ZM215 56V55H214ZM216 56V58H217ZM64 57V56H63ZM71 57V56H68ZM67 57V58H68ZM159 57V56H158ZM157 57V58H158ZM155 58V57H154ZM160 58V57H159ZM177 58V57H176ZM204 58V56H203ZM217 58V60H218ZM247 58V57H246ZM252 58V57H251ZM53 59V58H52ZM51 59V60H52ZM77 59V58H76ZM81 59V58H80ZM169 59V58H168ZM198 59V57H197ZM209 59V58H208ZM211 59V57H210ZM226 59L224 58V60L219 59L221 61H226ZM233 59V57H232ZM64 60V59H63ZM136 60V59H134ZM133 60V61H134ZM199 60V59H198ZM212 61H214L213 59H211ZM215 60L217 63L218 61ZM246 60V59H245ZM67 61V60H66ZM84 61V59H83ZM129 61V60H128ZM160 61V60H159ZM212 61H210L209 63H211ZM212 62L211 65L216 64L217 67V63L216 62ZM219 62V63H223V62ZM232 61V60H231ZM251 61V60H250ZM4 62V60H3ZM60 62V61H59ZM63 62V61H62ZM65 62V61H64ZM63 62V63H64ZM131 62V61H130ZM203 62V61H202ZM208 62V61H207ZM206 62V63H207ZM226 62V63H227ZM80 63V62H79ZM85 63V62H84ZM89 63V62H88ZM87 63V64H88ZM129 63V62H127ZM199 63V62H198ZM218 63V64H219ZM231 63V62H230ZM243 63V61H242ZM249 63V62H248ZM254 63V62H253ZM4 64H6L4 62ZM77 64V63H76ZM148 64V63H147ZM188 64V63H187ZM196 65L194 62H190L189 63V67L191 65ZM225 64V63H224ZM229 64V63H228ZM227 64V65H228ZM247 64V63H246ZM59 65V64H58ZM133 65V64H132ZM210 64H207L206 66L212 68L213 66H211ZM222 65V64H221ZM226 65V66H227ZM231 65V64H229ZM2 66V65H1ZM0 66V67H1ZM4 66V65H3ZM79 66V65H78ZM187 66V65H186ZM202 66V65H201ZM219 66V65H218ZM225 66V65H224ZM225 66V67H226ZM82 68V66H80ZM86 67V66H85ZM89 67V66H88ZM132 67V66H131ZM136 67V66H135ZM141 67V65H139V68ZM153 67V66H152ZM151 67V68H152ZM187 68V74L188 76L192 77L193 75H195L197 72L196 70H203V67L200 69H196V67L198 68V66H194L191 68ZM241 67V66H240ZM247 67V66H246ZM4 68V67H2ZM35 68L38 70L40 74L36 73ZM58 68V67H57ZM69 68V67H68ZM117 68V67H116ZM115 68V69H116ZM158 68V67H157ZM219 68V67H218ZM230 68V69H229ZM260 68V67H259ZM34 69V70H33ZM62 69V68H61ZM71 69V68H70ZM86 69V68H85ZM90 69V68H89ZM135 69V68H134ZM145 69V68H144ZM147 69V67H146ZM206 69V67H205ZM204 69V70H205ZM209 69V68H208ZM214 69V68H213ZM225 69V68H224ZM229 69V70H228ZM8 70V71H9ZM57 70V69H56ZM75 70V69H74ZM119 70V69H118ZM148 70V69H147ZM247 70V69H246ZM49 71H51L49 69ZM89 71V70H88ZM115 71V70H114ZM132 71V70H131ZM150 71V69H149ZM156 71V70H155ZM161 71V70H160ZM198 71V72H199ZM225 71V70H224ZM10 72V71H9ZM35 72V73H34ZM69 72V71H68ZM78 71H73V74H77ZM86 72V71H85ZM91 72V71H90ZM94 72V71H93ZM119 72V71H118ZM136 72V71H135ZM146 73V71H144ZM196 72V73H195ZM202 72V71H201ZM206 72V71H203ZM202 72V73H203ZM212 72V71H211ZM245 72V71H244ZM247 72V71H246ZM87 73V72H86ZM155 73V72H153ZM243 73V72H242ZM65 74V75H64ZM80 74V71H79ZM90 74V73H89ZM92 74V73H91ZM94 74V73H93ZM96 74V73H95ZM128 74V73H127ZM131 74V73H130ZM186 74V73H185ZM206 74V73H205ZM38 75H40V78L38 77ZM68 75V74H67ZM70 75V74H69ZM81 75V74H80ZM97 75V74H96ZM123 75V74H122ZM121 75V76H122ZM137 75H139L137 73ZM156 75V74H155ZM199 75V73H198ZM196 74V76H198ZM251 75V74H250ZM65 76V77H63ZM78 76V75H77ZM95 76V75H94ZM121 76H118L121 77ZM127 76V75H126ZM130 76V75H129ZM150 76V75H149ZM201 76V75H200ZM213 77V72L212 75ZM215 76V75H214ZM246 76V75H245ZM244 76V77H245ZM81 77V76H80ZM92 78V76H90ZM147 77V76H146ZM156 77V76H155ZM195 77V76H194ZM193 77V78H194ZM199 77V76H198ZM253 77V76H252ZM69 79V77H67ZM71 78V77H70ZM78 77H76L77 79ZM136 78V77H135ZM152 78V77H151ZM158 78V77H157ZM197 78V77H196ZM215 78V77H213ZM75 79V78H74ZM87 79V78H86ZM97 79V78H96ZM131 79V77L129 78ZM137 79V78H136ZM141 79V78H140ZM145 79V77H144ZM149 79V77H148ZM195 79V78H194ZM216 79V78H215ZM223 79V80H222ZM88 80V79H87ZM91 80V79H90ZM116 80V79H115ZM128 80V78H127ZM152 80V79H151ZM214 80V79H213ZM218 80L216 82H218ZM246 80V79H245ZM252 80V79H250ZM89 81V80H88ZM121 81V80H120ZM129 81V80H128ZM145 81V80H144ZM147 81V80H146ZM149 81V80H148ZM101 82V81H100ZM110 82V81H108ZM114 82V81H112ZM117 81H115L116 83ZM122 82V81H121ZM136 82V81H135ZM159 82V81H157ZM245 82V81H244ZM252 82V81H251ZM250 82V83H251ZM94 83V81H93ZM124 83V82H122ZM121 83V84H122ZM128 83V82H127ZM133 83V82H132ZM137 83V82H136ZM215 83V82H214ZM97 84V83H96ZM103 84V82H102ZM119 84V83H118ZM126 84V83H125ZM131 84V83H130ZM140 84V83H139ZM146 84V83H145ZM89 85V84H87ZM93 85V84H91ZM101 85V84H100ZM216 85V84H215ZM243 85V84H242ZM261 85V84H260ZM264 85V84H263ZM109 86V85H108ZM111 86V85H110ZM113 86V85H112ZM119 86V85H118ZM127 86V85H126ZM134 86V85H133ZM144 86V85H143ZM146 86V85H145ZM219 86V85H218ZM225 86V87H224ZM248 86V85H246ZM85 87V88H84ZM93 87V86H92ZM125 87V88H129ZM227 87V88H226ZM253 87V86H252ZM96 88V87H95ZM98 88V87H97ZM103 88V87H102ZM115 88V87H114ZM124 87H122L123 89ZM135 88V87H134ZM146 88V87H145ZM244 88V87H243ZM249 88V86H248ZM251 88V87H250ZM259 88V87H258ZM264 88V87H263ZM107 89V88H106ZM117 89V88H116ZM136 89V88H135ZM142 89V88H141ZM212 89V88H211ZM216 89V88H214ZM213 89V90H214ZM239 89V88H238ZM245 89V88H244ZM247 89V88H246ZM252 89V88H251ZM257 89V88H255ZM98 90V89H97ZM112 90V89H111ZM134 90V89H133ZM138 90V89H137ZM144 90V89H143ZM222 90V88L220 89ZM233 90V91H235ZM260 90V89H259ZM124 91V90H123ZM131 91V90H130ZM216 92V90H214ZM105 92V91H104ZM109 92V91H108ZM139 92V91H138ZM209 92H212L209 90ZM219 92V91H218ZM229 92V91H228ZM227 92V93H228ZM259 92V91H258ZM114 93V90H113ZM116 93V92H115ZM133 93V92H132ZM141 93V91H140ZM147 93V92H146ZM221 93V92H220ZM230 93V92H229ZM228 93V94H229ZM232 93V91H231ZM247 93V92H245ZM251 93V92H250ZM255 93V92H254ZM104 94V93H103ZM129 94V92L127 93ZM144 94V93H143ZM206 94V93H205ZM208 94V93H207ZM216 94V93H215ZM224 94V93H223ZM234 96L235 93H233ZM96 96H98L97 94H95ZM136 95L137 91H136ZM212 95V94H211ZM217 95V94H216ZM219 95V94H218ZM226 95V94H225ZM249 95V94H248ZM83 96H85V102L83 101ZM108 96V95H107ZM113 96V95H112ZM118 96V95H117ZM123 96V95H122ZM143 96V95H142ZM237 96V97H238ZM99 97V96H98ZM130 97V96H129ZM128 97V98H129ZM133 97V96H132ZM138 97V96H137ZM214 97V96H213ZM218 97V96H217ZM231 97V96H230ZM241 97V96H240ZM243 97V96H242ZM247 97V96H246ZM249 97V96H248ZM94 98V99H93ZM107 98V97H106ZM134 98V97H133ZM144 98V97H141ZM108 99V98H107ZM117 99V98H116ZM122 99V98H121ZM126 99V98H125ZM239 99V98H237ZM249 99V98H248ZM255 99V98H254ZM109 101L111 99H108ZM114 100V99H112ZM138 100V99H137ZM97 101V100H96ZM128 101V100H127ZM246 101V100H244ZM118 102V101H117ZM129 102V101H128ZM141 102V101H140ZM236 102V101H235ZM240 102V101H239ZM84 103V104H83ZM101 103V102H100ZM106 103V102H105ZM116 103V102H115ZM110 104V103H108ZM112 104V102H111ZM114 104V103H113ZM126 104V102H125ZM137 104V103H136ZM139 104V103H138ZM137 104V105H138ZM236 104V103H235ZM252 104V103H251ZM82 105H86L87 108V112L83 111L80 112V114L78 113V110L81 111V106ZM97 104H95L96 106ZM120 105H123L120 103ZM131 105V104H130ZM132 105H135V103ZM238 105V104H236ZM246 105V104H245ZM98 106V105H97ZM96 106V107H97ZM117 106V105H116ZM125 106V105H124ZM113 107V106H112ZM134 108V106H132ZM234 107V106H233ZM247 107V106H246ZM84 108V106H83ZM104 108V107H103ZM118 108V107H117ZM122 108V107H121ZM126 108V107H125ZM132 108V109H133ZM131 108H129L130 110ZM85 110V108H84ZM104 110V109H103ZM106 110V109H105ZM128 110V111H129ZM101 111V110H99ZM110 111V110H109ZM120 111V110H119ZM141 111V110H140ZM249 111V110H248ZM237 112V111H236ZM83 113V114H82ZM98 113V112H97ZM105 113V112H104ZM108 113V112H107ZM117 113V112H116ZM137 113V112H136ZM144 113V112H143ZM103 114V113H100ZM99 114V115H100ZM124 114V112H123ZM127 114V113H126ZM131 114V113H130ZM134 114V113H132ZM104 115V114H103ZM112 115V114H111ZM135 115V114H134ZM137 115V114H136ZM252 115V114H251ZM106 116V115H105ZM230 116V115H229ZM101 117V116H100ZM119 117V116H118ZM134 117V116H133ZM176 117V116H175ZM99 118V117H98ZM107 118V117H106ZM110 118V117H109ZM116 118V117H115ZM114 118V120H115ZM124 118V117H123ZM132 118V117H131ZM141 118V117H140ZM159 118V117H158ZM259 118V117H258ZM113 119V118H112ZM119 119V118H118ZM126 119V118H125ZM124 119V120H125ZM129 119V118H127ZM136 119V117H135ZM138 119V118H137ZM136 119V120H137ZM257 119V118H256ZM255 119V120H256ZM122 119H120L121 122ZM162 119L160 118V121ZM170 120V119H169ZM178 121L177 119H174L173 121ZM263 120V119H262ZM108 121V119L106 120ZM172 121V120H171ZM179 121H181V119H179ZM113 122V121H112ZM111 122V123H112ZM117 122V121H116ZM139 122H141V120H139ZM157 122V121H156ZM168 122V121H167ZM109 123V121L107 122ZM129 124L131 122H128ZM138 123V122H137ZM143 123V122H142ZM141 123V126H142ZM150 123V122H148ZM147 122L145 124H148ZM152 123V122H151ZM150 123V124H151ZM155 123V122H154ZM158 123V122H157ZM157 123H155L157 125ZM163 123V122H160ZM183 123V122H182ZM254 123V122H253ZM256 123V122H255ZM96 124V125H97ZM98 124V125H99ZM116 124V123H115ZM126 124V123H125ZM133 124V123H132ZM140 124V123H139ZM154 124V125H155ZM169 124L166 123V126ZM179 123H177L178 125ZM252 124V123H251ZM95 125V126H96ZM104 125V123L102 124ZM108 125V124H106ZM110 125V124H109ZM119 125V124H117ZM128 125V124H127ZM126 125V126H127ZM138 125V124H136ZM161 125V124H160ZM183 126V124H181ZM257 125V124H256ZM255 125V126H256ZM259 125V124H258ZM115 126V125H114ZM130 126V127H129ZM127 126L129 128H132L135 130V125L132 126L131 124ZM150 126V125H149ZM165 126V125H164ZM165 126V127H166ZM251 127H253L252 125H250ZM88 128L89 127V131H88V135L87 138L84 139L81 138L83 136V134H86L87 132H85L84 128ZM103 127V126H101ZM106 127V126H105ZM104 127V128H105ZM108 127V126H107ZM126 127V129H127ZM147 127V126H146ZM151 127V126H150ZM162 127V126H161ZM173 127V126H172ZM137 128V127H136ZM149 128V127H147ZM152 128V127H151ZM155 128V127H154ZM157 128V127H156ZM159 128V127H158ZM167 128V127H166ZM175 128V127H174ZM180 128V127H179ZM257 128V127H256ZM261 128V127H260ZM126 129L125 130V134H126ZM140 129V128H139ZM139 129L138 132H139ZM161 129V128H160ZM163 129V128H162ZM170 129V128H169ZM173 129V128H172ZM177 129V128H176ZM181 129V128H180ZM186 129V128H185ZM84 131V133L81 134V131ZM120 130V129H119ZM146 130V129H145ZM167 130V129H166ZM175 130V129H174ZM179 130V129H178ZM250 130V129H249ZM256 130V129H255ZM96 131V132H95ZM103 131V130H102ZM103 131V132H104ZM113 131V130H112ZM115 131V130H114ZM141 131V130H140ZM159 131V130H158ZM170 131V130H168ZM173 131V130H171ZM180 131V130H179ZM178 131V132H179ZM184 131V130H183ZM182 131V132H183ZM262 131V129H261ZM101 132V129L100 131ZM128 132V131H127ZM130 132V131H129ZM135 132H137L135 130ZM151 132V131H150ZM252 132V131H251ZM254 132V131H253ZM113 133V132H112ZM117 133V131L115 132ZM132 133V132H130ZM129 133V134H130ZM146 133V132H145ZM155 133V131H154ZM158 133V132H157ZM160 133H162V131H160ZM184 133V132H183ZM244 133V132H243ZM249 133V132H248ZM257 133V132H256ZM80 134L82 135L80 137ZM99 134V133H98ZM119 134V132H118ZM122 134V131H121ZM120 134V135H121ZM124 134V133H123ZM135 134V133H134ZM142 135H144V133H141ZM148 134V132H147ZM167 134V133H166ZM127 135V134H126ZM137 135V134H136ZM146 135V134H145ZM153 135V134H152ZM159 135V134H158ZM172 135V134H171ZM170 135V136H171ZM175 135V134H174ZM178 135V134H177ZM241 135V132H240ZM103 136V135H101ZM114 136V135H113ZM116 136V135H115ZM141 136V135H140ZM155 136V135H154ZM169 136V134H168ZM179 136V135H178ZM250 136V135H249ZM127 137V136H126ZM129 137V136H128ZM135 138V136L133 135L132 138ZM144 139L147 137L142 136ZM141 137V139H142ZM156 137V136H155ZM162 137V135H161ZM165 137V136H164ZM244 137V136H243ZM261 137V136H260ZM131 138V139H132ZM150 138V136H149ZM168 138V137H167ZM166 138V139H167ZM262 138V137H261ZM264 138V137H263ZM262 138V139H263ZM140 139V137H139ZM153 139V138H152ZM151 139V140H152ZM164 139V138H163ZM162 139V140H163ZM175 139V138H174ZM182 139V138H180ZM100 140V139H99ZM126 140V139H125ZM148 140V138H147ZM150 140V139H149ZM155 140V139H154ZM102 141V140H100ZM121 141V140H120ZM119 141V142H120ZM133 141V140H131ZM137 141V140H136ZM140 141V140H138ZM137 141V143H138ZM143 141V140H141ZM145 141V140H144ZM143 141V142H144ZM166 141V140H165ZM170 141V140H169ZM177 141V139H176ZM179 141V138H178ZM236 141V140H235ZM113 142V141H112ZM118 142V141H117ZM126 142V141H125ZM129 142V141H127ZM135 142V141H134ZM142 142V143H143ZM152 142V141H151ZM158 142H161L160 140ZM173 142V140H172ZM237 142V141H236ZM121 143V142H120ZM147 143V142H146ZM155 142H153L154 144ZM162 144H164L163 142H161ZM171 143V142H170ZM177 143V142H176ZM127 144V143H126ZM179 144V143H177ZM176 144V145H177ZM185 144V143H184ZM228 144V143H227ZM257 144V143H256ZM264 144V143H263ZM88 145V147H86ZM103 145V142H102ZM101 145V146H102ZM118 145V144H117ZM133 145V144H132ZM149 145V144H147ZM157 147V144H155ZM154 145V146H155ZM175 145V143H174ZM186 145V144H185ZM184 145V146H185ZM230 145V144H229ZM100 146V147H101ZM121 146V144H120ZM126 146V145H125ZM129 146V145H128ZM138 147V145H136ZM150 146V145H149ZM165 146V145H164ZM163 146V147H164ZM234 146V144H233ZM135 147V146H134ZM144 147V146H143ZM148 147V146H147ZM145 147V150L146 148ZM159 147V146H158ZM162 147V148H163ZM170 147V146H169ZM168 147V148H169ZM188 147V146H187ZM241 147V146H240ZM85 148H89L88 150ZM122 148V147H118L117 149ZM126 148V147H125ZM132 148V147H131ZM149 148V147H148ZM161 148V147H160ZM161 148V149H162ZM183 148V147H182ZM218 148V147H217ZM263 148V147H262ZM100 149V148H99ZM98 149V150H99ZM129 149V148H128ZM127 149V150H128ZM137 149V148H136ZM135 149V150H136ZM177 149V148H176ZM185 149V148H184ZM188 149V148H187ZM81 150H87L86 152L87 155L85 154V152L81 151ZM126 150V149H124ZM126 150V152H127ZM144 150V151H145ZM148 150V149H147ZM150 150V149H149ZM163 150V149H162ZM165 150V149H164ZM172 150V147L171 149ZM178 150H182L181 148L178 147L177 152L179 154ZM218 150V149H217ZM244 150V149H243ZM129 151V150H128ZM154 151V150H153ZM152 151V152H153ZM168 151V150H167ZM228 151V150H227ZM82 152L85 154L83 155ZM117 152V151H116ZM123 149H122V154H123ZM125 152V153H126ZM158 153V150L156 151ZM155 152V154H156ZM170 152V151H169ZM184 152V151H183ZM244 152V151H243ZM84 156L83 159H85L86 157L88 158V160L85 159V161H83L82 159V155ZM101 153V150H100ZM143 153V152H141ZM154 153V152H153ZM168 153V152H165ZM176 153V152H175ZM130 154V153H129ZM169 154V153H168ZM173 154V153H172ZM243 154V153H242ZM246 154V153H245ZM121 155V154H120ZM128 155V154H126ZM134 155V154H133ZM151 155V153H150ZM149 155V156H150ZM153 155V154H152ZM165 155V154H164ZM183 155V154H182ZM229 155V154H228ZM248 155V154H247ZM82 156V157H81ZM90 156V157H89ZM97 161H96V157ZM103 156V155H102ZM125 156V154H124ZM141 156V155H140ZM144 156V154H143ZM166 156V155H165ZM175 156V154H174ZM217 156V155H216ZM219 156V155H218ZM95 157L94 161L90 160L91 158ZM114 157V155H113ZM129 157V155H128ZM148 157V156H147ZM171 157V156H170ZM229 157V156H228ZM90 158V159H89ZM103 158V157H101ZM124 158V157H123ZM152 158V157H151ZM154 158V157H153ZM157 158V157H156ZM166 158V157H165ZM177 158V157H176ZM249 160L252 158L251 156L248 157ZM118 159V158H117ZM145 159V156H144ZM170 159V158H169ZM116 160V159H115ZM130 160V159H129ZM128 160V161H129ZM141 160V158H140ZM147 160V159H146ZM150 160V158H149ZM156 160V159H155ZM176 160V159H175ZM174 160V161H175ZM119 161V160H118ZM133 161V160H132ZM135 161V160H134ZM138 161V160H137ZM151 161V160H150ZM156 161L157 163L160 162ZM97 162V163H96ZM103 162V161H102ZM107 162V163H106ZM115 162L116 161H112ZM136 162V161H135ZM134 162V163H135ZM143 162V161H142ZM146 162V161H145ZM144 162V164H145ZM148 162V161H147ZM155 162V161H154ZM166 162V161H165ZM171 162V161H170ZM213 162V161H210ZM209 162V163H210ZM100 165H102L103 169L104 167L107 168V170L102 172L103 175L100 176V172L103 169L100 170ZM152 163V162H151ZM186 163V162H185ZM188 163V162H187ZM202 163V162H201ZM250 163V162H249ZM160 164V163H159ZM179 164V163H178ZM213 164V163H212ZM261 164L260 162L258 163V165ZM130 165V164H129ZM141 165V164H140ZM140 165L138 164L137 166L140 167ZM143 165V164H142ZM147 165V164H146ZM167 165V164H166ZM177 165V164H176ZM180 165V164H179ZM184 165V164H183ZM214 165V164H213ZM256 165V166H258ZM119 166V165H118ZM132 166V165H131ZM134 166V165H133ZM155 166V165H154ZM162 166V165H161ZM178 166V165H177ZM202 166H204L202 164ZM201 166V167H202ZM206 166V165H205ZM136 167V164H135ZM146 167V166H145ZM144 167V168H145ZM157 167V166H156ZM168 167V166H167ZM171 167V166H170ZM174 167V166H172ZM181 166H179L178 169H180ZM191 167V166H190ZM210 167V166H209ZM151 168V167H150ZM149 168V169H150ZM177 168V167H176ZM183 168V166H182ZM187 168V167H186ZM189 168V165H188ZM192 168V167H191ZM198 168V167H197ZM253 168V166H252ZM261 168V167H260ZM132 169V168H131ZM137 169V168H136ZM142 169V168H141ZM159 169V168H158ZM175 169V167H174ZM190 169V168H189ZM196 169V168H195ZM200 169V167H199ZM213 169V168H212ZM255 169V167H254ZM259 169V168H258ZM118 170V168H117ZM138 170V169H137ZM167 170V169H166ZM171 170V169H170ZM173 170V169H172ZM181 170V169H180ZM187 170V169H186ZM198 170V169H197ZM205 170V168H204ZM134 171V170H133ZM157 171V170H156ZM199 171V170H198ZM208 171V170H207ZM211 171V170H210ZM253 171V170H252ZM99 172V174H98ZM118 172V171H117ZM115 172V173H117ZM131 172V170H130ZM138 172V171H137ZM143 172V170L141 171ZM146 172V171H144ZM143 172V173H144ZM155 172V170H154ZM167 172V171H166ZM171 172V171H170ZM169 172V173H170ZM184 172V171H183ZM216 172V171H213ZM132 173V172H131ZM136 174V172H133V174ZM140 173V172H139ZM161 173V172H160ZM212 173V172H211ZM118 174V173H117ZM138 174V173H137ZM141 174V173H140ZM146 174V173H145ZM151 174V173H150ZM165 174V172H164ZM187 174V173H185ZM99 175V176H98ZM162 175V174H161ZM167 175V174H166ZM194 175V174H193ZM198 175V174H197ZM210 175V174H209ZM143 176V175H142ZM182 176V175H181ZM207 176V174H206ZM215 176V175H214ZM141 177V176H139ZM171 177V176H170ZM180 177V176H179ZM193 179L194 176H192ZM145 178V177H144ZM151 178V176H150ZM149 178V180H150ZM153 178V177H152ZM156 180L157 178L154 177ZM168 177H166L167 179ZM190 178V177H188ZM214 178V177H213ZM159 179V178H158ZM178 179V178H177ZM185 179V178H184ZM217 179V177L215 178ZM152 180V179H151ZM155 180V181H156ZM159 180H161L162 183V179L160 178ZM173 180V179H172ZM175 180V179H174ZM183 180V179H182ZM189 180V179H188ZM199 180V179H198ZM220 180V179H218ZM218 180H215V182H217ZM165 181V178H164ZM193 181V180H192ZM196 181V180H195ZM194 181V182H195ZM148 182V180H147ZM150 182V181H149ZM148 182V183H149ZM154 182V181H153ZM160 182V181H159ZM169 182V180H168ZM184 182V181H182ZM187 183V181H185ZM212 182V181H211ZM214 182V183H215ZM164 183V182H163ZM178 183V181L176 182ZM189 183V182H188ZM224 184H226V182L223 181ZM152 184V183H151ZM150 184V185H151ZM180 184V183H179ZM196 184V182L194 183ZM201 184V183H200ZM211 183H209L210 185ZM216 184V183H215ZM163 185V184H160ZM181 185V184H180ZM184 185V184H183ZM198 185V184H197ZM196 185V186H197ZM214 185V184H213ZM228 185V184H227ZM226 185V186H227ZM166 186V185H164ZM186 186V184H185ZM193 186V185H192ZM191 186V187H192ZM225 186V185H224ZM149 187V186H148ZM180 187V186H179ZM182 187V186H181ZM201 187V186H200ZM199 187V188H200ZM217 187V186H216ZM155 187H153L154 189ZM157 188V187H156ZM186 188H189L186 186ZM197 188V187H195ZM214 188V187H213ZM223 188V186L221 187ZM160 189V187H159ZM165 189V188H164ZM202 189V188H201ZM224 189V188H223ZM148 190V189H147ZM183 190V189H181ZM189 190V189H188ZM192 190V189H191ZM203 190V189H202ZM209 190V189H208ZM221 190V189H220ZM150 191V190H149ZM156 191V190H155ZM159 193V190H157ZM163 191V190H162ZM170 191V190H169ZM176 191H180V190H176ZM227 191V190H226ZM151 192V191H150ZM210 192V191H209ZM213 192V191H212ZM225 192V191H224ZM182 193V192H181ZM188 193V192H187ZM194 193V192H193ZM198 193V192H197ZM150 195H152L151 193H149ZM186 194V193H185ZM185 194H183L185 196ZM195 194V193H194ZM208 194V193H207ZM156 195V194H155ZM159 195V194H158ZM166 195V194H165ZM180 195V193H179ZM182 195V194H181ZM188 195V194H186ZM196 196L198 194H195ZM211 195V194H210ZM228 195V193H227ZM226 195V196H227ZM149 196V195H148ZM202 196V195H201ZM204 196V195H203ZM159 197V196H158ZM213 197V196H212ZM230 197V196H229ZM228 197V198H229ZM151 198H155L152 197ZM170 198V196H169ZM181 198V197H180ZM188 198V197H187ZM190 198V197H189ZM192 198V197H191ZM204 198V197H203ZM209 198V197H208ZM224 198V197H223ZM226 198V197H225ZM156 199V198H155ZM185 197H184V201H185ZM230 199V198H229ZM232 199V198H231ZM230 199V200H231ZM179 200V199H178ZM196 200V199H195ZM198 200V199H197ZM196 200V201H197ZM202 200V199H201ZM208 200V199H207ZM216 200V199H215ZM238 200V199H236ZM150 200H148L149 202ZM182 201V200H181ZM187 201V200H186ZM239 201V200H238ZM179 202V201H178ZM183 202V201H182ZM189 202V201H188ZM211 202V201H210ZM203 203V202H202ZM206 203V202H205ZM242 203V202H241ZM174 204V206H173ZM186 204V203H185ZM233 204V202H232ZM147 205V206H146ZM150 205V203H149ZM179 205V204H178ZM181 206V205H180ZM190 206V205H189ZM210 206V205H209ZM236 206V205H235ZM238 206V205H237ZM179 208V206H177ZM214 207V206H213ZM211 207V209L213 208ZM243 207V205H242ZM176 210H179V209ZM183 208V206H182ZM237 208V207H236ZM240 208V207H239ZM190 209V208H189ZM209 209V208H208ZM207 209V210H208ZM220 209V208H219ZM232 209V207H231ZM202 210V209H201ZM214 210V209H213ZM212 210V211H213ZM222 210V209H221ZM206 211V209H205ZM204 211V212H205ZM211 211V210H210ZM215 211V210H214ZM223 211V210H222ZM221 211V212H222ZM230 211V210H229ZM239 211V210H238ZM236 211V212H238ZM175 214L176 211H174ZM189 212V211H188ZM209 212V211H208ZM216 212V211H215ZM220 212V213H221ZM181 213V211H180ZM184 213V212H183ZM202 213V212H201ZM214 213V212H213ZM225 213V212H224ZM232 213V212H231ZM242 213V212H241ZM182 214V213H181ZM185 214V213H184ZM189 214V213H188ZM212 214V213H211ZM218 214V213H217ZM174 215V216H173ZM223 215V212H222ZM226 215V214H224ZM223 215V216H224ZM238 215V214H237ZM178 216V215H177ZM177 216H175L177 218ZM183 216V214H182ZM185 216V215H184ZM190 216V215H189ZM201 216V215H200ZM203 216V215H202ZM211 216V215H210ZM209 216V217H210ZM217 216V215H216ZM252 216V215H251ZM174 217L175 221L176 218ZM222 218V216H220ZM233 217V216H232ZM249 217V216H248ZM182 218V217H181ZM187 218V217H186ZM214 218V217H213ZM217 218V217H216ZM219 218V216H218ZM227 219L229 218L228 216L226 217ZM237 218V217H236ZM253 218V217H252ZM180 219V217H179ZM183 219V218H182ZM185 219V218H184ZM183 219V220H184ZM212 219V217H211ZM215 219V218H214ZM213 219V220H214ZM223 219V218H222ZM220 219V220H222ZM244 219V218H243ZM255 219V218H254ZM165 220V221H163ZM181 220V219H180ZM203 220V219H202ZM218 220V219H217ZM237 220V219H236ZM239 220V218H238ZM241 220V219H240ZM161 221L165 222V223H169L170 226H166L169 227V232L168 234V239L166 241L164 240V242H162V244L158 243V241L160 240V238L163 236L161 235V237L158 239H156V235H155V239L154 241L148 239V237H150L148 234H150V232L152 233V228L153 227H157L158 223H161ZM167 221V222H166ZM187 221V220H186ZM249 221V220H248ZM251 221V220H250ZM182 222V220L180 221V223ZM214 222V221H213ZM19 223L21 224V227L19 226ZM189 223V222H188ZM211 223V222H210ZM221 223V222H219ZM225 223V222H224ZM229 223V220L228 222ZM252 223V222H251ZM236 224V223H235ZM244 224V223H243ZM162 225V224H161ZM163 225V226H164ZM189 225V224H188ZM187 225V226H188ZM194 225V224H193ZM197 227V224H195ZM202 225V223L200 224V226ZM205 225V224H204ZM208 225V224H207ZM222 225V224H221ZM227 225V224H226ZM215 226V225H214ZM232 226V225H231ZM238 226V224H237ZM236 226V227H237ZM161 227V226H159ZM195 227V228H196ZM199 227V226H198ZM208 227V226H207ZM228 227V226H227ZM235 227V228H236ZM239 227V226H238ZM162 228V227H161ZM181 228V229H182ZM190 228V227H189ZM204 228V227H203ZM222 228V227H221ZM229 228V227H228ZM227 228V229H228ZM231 228V227H230ZM183 229V230H184ZM216 229V228H215ZM214 229V230H215ZM224 229V228H223ZM226 229V230H227ZM232 229V228H231ZM154 230V229H153ZM163 230V229H162ZM165 231H167V229L164 228ZM180 230V228L178 229V231ZM200 230V229H199ZM210 230V229H209ZM164 231V232H165ZM195 231V230H194ZM198 231V230H197ZM204 231V230H203ZM244 231V229H243ZM242 231V232H243ZM246 231V230H245ZM244 231V232H245ZM155 232V231H154ZM163 232V231H161ZM160 232V233H161ZM182 232V230H181ZM209 232V231H208ZM214 232V231H213ZM212 232V233H213ZM238 232V231H237ZM236 232V234H237ZM157 235L158 231L156 232ZM196 233V232H195ZM224 233V232H223ZM252 233V231H251ZM164 234V233H163ZM205 234V232L203 233ZM226 234V232H225ZM243 234V233H242ZM250 234V233H249ZM253 234V233H252ZM153 235V233H152ZM207 235V234H206ZM209 235V234H208ZM210 236V235H209ZM208 236V237H209ZM224 236V235H223ZM227 236V235H226ZM239 236V234H238ZM237 236V237H238ZM167 237V236H165ZM200 237V236H199ZM198 237V238H199ZM203 237V236H202ZM232 237V236H231ZM154 238V237H153ZM197 238V237H196ZM257 238V237H256ZM148 239V240H147ZM152 239V238H151ZM213 239V238H212ZM223 239V238H222ZM233 239V238H232ZM240 239V238H239ZM259 239V238H258ZM230 240V239H228ZM227 240V241H228ZM236 240V239H235ZM244 240V239H242ZM157 241V242H156ZM196 241V240H195ZM234 241V240H233ZM239 241V240H238ZM237 241V243H238ZM247 241V240H245ZM0 242V243H1ZM22 242L26 245V246H30L32 243L36 242L38 244H36V246L32 245L30 247H33L34 251L33 255L30 254V252H26V250H24V252L27 253V256L30 254L29 258H25L23 257V255L26 253H23V245ZM160 242V241H159ZM192 242V243H191ZM220 242V241H219ZM258 241L255 240V243H257ZM260 242V241H259ZM259 242L256 244L258 245ZM236 243V244H237ZM197 244V243H196ZM195 244V247H196ZM210 244V242L208 243ZM221 244V243H220ZM227 244V243H226ZM242 244V243H241ZM246 244V243H245ZM199 245V243H198ZM214 245V244H213ZM247 245V244H246ZM264 245V244H263ZM44 246V247H42ZM201 246V245H200ZM205 246V244H204ZM211 246V245H210ZM229 246V245H228ZM241 246V245H240ZM243 246V244H242ZM253 246V244L251 245ZM212 247V246H211ZM237 247V245H236ZM255 247V246H254ZM28 248V247H26ZM37 248V247H36ZM161 248L164 249L161 251ZM194 248V246H193ZM197 248V247H196ZM195 248V250H196ZM202 248V247H201ZM207 248V246H206ZM216 248V247H215ZM218 248V247H217ZM221 248V247H220ZM232 248V247H231ZM244 248V247H243ZM258 248V247H257ZM263 248V246H262ZM224 249V247H223ZM237 249V248H236ZM240 249V248H239ZM193 250V249H192ZM205 250V249H204ZM207 250V249H206ZM213 250V248H212ZM211 250V251H212ZM228 250V249H227ZM241 250V249H240ZM248 250V249H247ZM31 251V248H30ZM38 251V250H37ZM36 251V253H37ZM160 251L162 253H160ZM165 251V252H164ZM180 251L182 253H180ZM210 251V250H209ZM215 251V250H214ZM213 251V252H214ZM225 251V250H224ZM229 251V250H228ZM239 251V250H238ZM254 251V250H253ZM259 251V250H258ZM40 252V253H42ZM58 255H56L55 254ZM192 252V251H189ZM188 251L184 252V254H187L188 256H190L188 253ZM199 252V250H198ZM235 252V251H234ZM233 252V253H234ZM257 252V250H256ZM42 253V254H43ZM164 253V255H163ZM194 253V252H193ZM197 253V252H196ZM200 253V252H199ZM207 253V252H206ZM205 253V254H206ZM227 253V252H226ZM225 253V254H226ZM232 253V252H231ZM232 253V254H233ZM240 253V252H239ZM244 253V252H242ZM250 253V252H249ZM183 254V255H184ZM191 254V253H190ZM201 254V253H200ZM224 254V253H223ZM224 254V255H225ZM241 254V253H240ZM24 255V256H25ZM39 255V253H38ZM187 255L186 258L183 259L182 263L183 264H192V262L194 261V258L188 257ZM193 256L195 255L192 254ZM198 255V254H197ZM196 255V256H197ZM214 255V254H213ZM234 255V254H233ZM238 255V254H237ZM40 256V255H39ZM51 256H53V260L51 259ZM57 256V257H56ZM199 256V255H198ZM204 256V255H203ZM218 256V255H217ZM223 256V255H222ZM227 255H225L226 257ZM230 256V255H228ZM240 256V255H239ZM238 256V257H239ZM247 256V255H246ZM249 256V255H248ZM253 256V255H252ZM257 256V255H256ZM54 257H56L57 259H54ZM183 257V256H182ZM195 257V256H194ZM214 257V256H213ZM224 257V256H223ZM35 258V257H34ZM44 258V259H43ZM197 258V257H196ZM203 258V257H202ZM205 258V257H204ZM212 259V257H210ZM209 258V259H210ZM236 258V257H235ZM235 258H228V259H212L210 260V264H237V261ZM260 258V257H259ZM264 258V256H263ZM32 259V260H31ZM39 259V260H41ZM200 259V258H199ZM199 259L197 258L196 260ZM239 259H241L239 257ZM246 259V258H245ZM252 260H254L253 258H251ZM257 259V258H256ZM7 260V262H6ZM260 260V259H258ZM263 260V259H262ZM261 260V263H262ZM9 261V262H8ZM177 261V262H176ZM201 261V259H200ZM207 261V260H206ZM240 261V260H239ZM238 261V263H239ZM247 261V260H246ZM37 262H39L37 260ZM36 262V263H37ZM181 262V260H180ZM205 262V261H204ZM209 262V261H208ZM245 262V261H244ZM259 262V261H257ZM256 262V263H257ZM35 263V264H36ZM250 263V262H249ZM253 263V261H252ZM250 263V264H252ZM255 263V264H256ZM3 264V263H2ZM39 264V263H37ZM180 264V263H179ZM196 264V262H195ZM198 264V263H197ZM201 264V262H200ZM207 264V262H206ZM248 264V262H247ZM254 264V263H253Z\"/></svg>",
	"mask_w": 264,
	"mask_h": 264
}]
</instances>
